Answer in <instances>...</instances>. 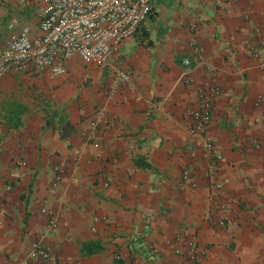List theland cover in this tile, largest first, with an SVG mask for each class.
I'll return each instance as SVG.
<instances>
[{"label":"crops","instance_id":"0c3cea01","mask_svg":"<svg viewBox=\"0 0 264 264\" xmlns=\"http://www.w3.org/2000/svg\"><path fill=\"white\" fill-rule=\"evenodd\" d=\"M150 5L106 64L73 56L64 75L27 64L0 79V264L29 258L34 241L50 249L45 264H264V63L248 49L264 39V0ZM45 9L41 0H0V37L25 26L39 34ZM116 68L129 69L131 81L116 85ZM206 82L219 93L203 137L193 136ZM15 101L27 112L9 130L2 116ZM48 102L75 126L67 138L45 124ZM202 138L221 156L212 178L201 151L185 152ZM186 166L193 186L182 182ZM213 179L222 188L210 201ZM89 241L103 249L81 253Z\"/></svg>","mask_w":264,"mask_h":264},{"label":"built area","instance_id":"2783aa9c","mask_svg":"<svg viewBox=\"0 0 264 264\" xmlns=\"http://www.w3.org/2000/svg\"><path fill=\"white\" fill-rule=\"evenodd\" d=\"M46 3V9L39 19L40 33L32 35L30 28L25 26L14 37L7 39L0 46V79L11 69L21 68L31 64L38 73H49L52 76L66 74L64 61L73 56L80 57L84 62L97 61L106 64L121 41L133 35L137 28L147 19L151 0H41ZM250 54L264 63V39H257L248 45ZM185 67L191 66L189 57L182 59ZM131 81V71L127 68L114 70L113 82L116 85ZM185 83H191L192 77L187 74ZM219 88L214 82L204 83L198 90V108L191 113L192 122L188 128L193 136L203 137L206 125L211 121V111L214 97ZM199 151L207 161L206 173L215 176L220 154L214 143L207 138L200 142H189L185 152L190 159H195ZM182 182L193 186L192 168L186 166L181 172ZM60 179L56 173L54 182ZM221 182L210 181L209 200L211 194L220 191ZM40 212L46 216L47 229L57 225L56 216L50 207L42 205ZM98 221V217H95ZM224 224L223 220L219 221ZM94 229V227H93ZM177 253L181 252L176 248ZM195 247L188 254L196 257ZM203 252V251H202ZM31 258H39L40 264H45L50 257V249L39 241H34L29 258H24L19 264H29Z\"/></svg>","mask_w":264,"mask_h":264},{"label":"trees","instance_id":"16d2710c","mask_svg":"<svg viewBox=\"0 0 264 264\" xmlns=\"http://www.w3.org/2000/svg\"><path fill=\"white\" fill-rule=\"evenodd\" d=\"M45 109V124L57 128L59 136L64 139L67 138L75 130V126L67 119L63 108L54 107L50 102ZM27 112V108L20 102H11L5 108L3 119L7 128L16 129L22 126V116ZM138 162V161H137ZM144 166L150 167L148 163H143ZM103 249L102 245L97 241L84 242L81 245V253L91 254L99 252Z\"/></svg>","mask_w":264,"mask_h":264},{"label":"rangeland","instance_id":"374dc122","mask_svg":"<svg viewBox=\"0 0 264 264\" xmlns=\"http://www.w3.org/2000/svg\"><path fill=\"white\" fill-rule=\"evenodd\" d=\"M11 37H12V36H11ZM6 38L8 39L9 37H2V38L0 37V42H1L2 40L6 39ZM0 46H1V44H0Z\"/></svg>","mask_w":264,"mask_h":264}]
</instances>
